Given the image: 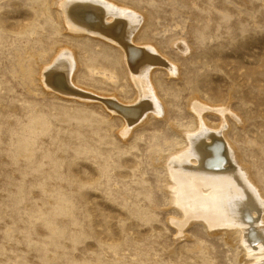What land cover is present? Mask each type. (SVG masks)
<instances>
[{"label":"rangeland","instance_id":"374dc122","mask_svg":"<svg viewBox=\"0 0 264 264\" xmlns=\"http://www.w3.org/2000/svg\"><path fill=\"white\" fill-rule=\"evenodd\" d=\"M106 1L143 16L133 44L162 60L148 86L167 117L136 125L106 104L140 101L129 57L70 31L64 0H0V264H245L262 232L241 247L184 224L163 163L189 147L179 129L207 124L205 139L226 135L264 191V0ZM68 48L80 68L67 90L89 100L36 83L37 61Z\"/></svg>","mask_w":264,"mask_h":264},{"label":"bare ground","instance_id":"6f19581e","mask_svg":"<svg viewBox=\"0 0 264 264\" xmlns=\"http://www.w3.org/2000/svg\"><path fill=\"white\" fill-rule=\"evenodd\" d=\"M78 6L88 8L80 9ZM63 9L70 31L76 34L99 36L117 43L118 46L124 47L126 55L129 57L131 75H133L132 80L135 81L133 86L136 87L137 85L138 92L140 91V101L133 107H127L126 104L123 105L116 98H112V100L106 99V104L114 112L123 116L127 115L129 122L136 125L145 122L151 115L158 118L167 117L166 108L164 105L162 107L155 100L156 98L154 99L149 89L150 86H148L151 71L159 64V62L155 64V59L162 60L157 59V55L150 47H140L141 49H139L133 44L135 41L134 35L141 28L144 21L143 16H139L132 9L123 8L120 5L113 4V1L111 3L106 0H64ZM74 15L81 18L82 21L80 22ZM69 48L56 50L54 54H57V56L51 60L52 65L49 63L48 66L47 63L44 64L47 67H44L41 62L37 61L35 80L42 90L53 91V95L58 96L57 91L64 93L68 89L69 83L74 90L78 88L76 85L79 83L77 73L80 63L75 54L76 51L74 50V52ZM74 90L72 89L73 92H75ZM67 91L69 95L67 97L61 95V97L70 99L78 95L79 99L89 100L88 94H85L84 91H81L84 94L78 93V91L74 95L71 94L72 92L70 93L71 90ZM67 91L66 94H68ZM138 115L142 117L139 118ZM199 124L194 132H192L193 129L187 133H184V130H178L186 138L185 140L189 144V147L187 144L188 148H185L182 143L183 145L176 150L179 151L177 154L171 157L164 156L163 167L168 170L170 175L166 187L171 197V206H179V209L183 210V214H186L185 217L188 215L184 224L194 221L204 222L209 226V229L207 228L209 231L214 234L225 231L227 233L225 239L241 242V247L242 241H245V239L250 243L254 239L255 242L260 237L259 230L264 237V191L240 152L236 151V148L233 149V146L231 147L232 143L230 144L227 136L220 137L223 139L221 145L224 148L219 155L217 154V157L215 151L218 150L215 149L221 146L220 143L215 139V136L214 138L212 136V142L207 141L205 138H209L208 125L206 124V127L205 124ZM211 129L213 128L211 127ZM218 135H216L217 138ZM211 146L215 149H212V151L208 149V151L207 148H211ZM212 155H214L212 160L217 157V163L220 164L223 161V164H220V166L216 163L212 166V161L209 160ZM256 224L261 225V227L257 229ZM247 241L246 246L248 245ZM253 244H256V242ZM243 248L245 249V246ZM242 262L245 264H264V248H258L250 252L248 256H243Z\"/></svg>","mask_w":264,"mask_h":264}]
</instances>
